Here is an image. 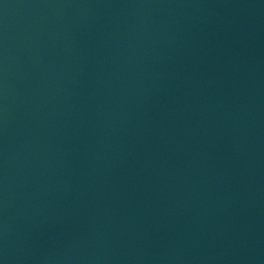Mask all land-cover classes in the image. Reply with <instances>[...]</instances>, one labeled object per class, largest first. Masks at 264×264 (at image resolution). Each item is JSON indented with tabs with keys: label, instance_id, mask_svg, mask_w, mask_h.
<instances>
[{
	"label": "water",
	"instance_id": "95a60500",
	"mask_svg": "<svg viewBox=\"0 0 264 264\" xmlns=\"http://www.w3.org/2000/svg\"><path fill=\"white\" fill-rule=\"evenodd\" d=\"M0 264H264V0H0Z\"/></svg>",
	"mask_w": 264,
	"mask_h": 264
}]
</instances>
